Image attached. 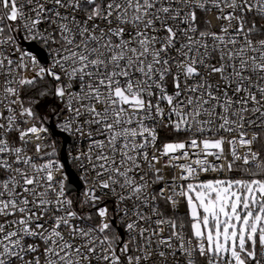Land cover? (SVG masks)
<instances>
[{
	"label": "snow or ice",
	"instance_id": "obj_1",
	"mask_svg": "<svg viewBox=\"0 0 264 264\" xmlns=\"http://www.w3.org/2000/svg\"><path fill=\"white\" fill-rule=\"evenodd\" d=\"M0 264H264V0H0Z\"/></svg>",
	"mask_w": 264,
	"mask_h": 264
},
{
	"label": "water",
	"instance_id": "obj_2",
	"mask_svg": "<svg viewBox=\"0 0 264 264\" xmlns=\"http://www.w3.org/2000/svg\"><path fill=\"white\" fill-rule=\"evenodd\" d=\"M34 51H35L39 56H41V57L44 56V53L41 52L38 48H37V49H34ZM58 138H60V137H58ZM60 139H61V138H60ZM61 140H62V139H61ZM68 164H69V162H68ZM69 167H71V166L69 165ZM73 171H75V170L73 169Z\"/></svg>",
	"mask_w": 264,
	"mask_h": 264
},
{
	"label": "built area",
	"instance_id": "obj_3",
	"mask_svg": "<svg viewBox=\"0 0 264 264\" xmlns=\"http://www.w3.org/2000/svg\"><path fill=\"white\" fill-rule=\"evenodd\" d=\"M57 139H60V138H57ZM60 140H61V139H60ZM61 142H62V140H61ZM68 162H69V165L71 166V164H72V161L69 159V160H68ZM71 167H72V166H71ZM72 169H74V170H75V168H73V167H72Z\"/></svg>",
	"mask_w": 264,
	"mask_h": 264
},
{
	"label": "trees",
	"instance_id": "obj_4",
	"mask_svg": "<svg viewBox=\"0 0 264 264\" xmlns=\"http://www.w3.org/2000/svg\"><path fill=\"white\" fill-rule=\"evenodd\" d=\"M71 166L74 168V166L71 164Z\"/></svg>",
	"mask_w": 264,
	"mask_h": 264
}]
</instances>
